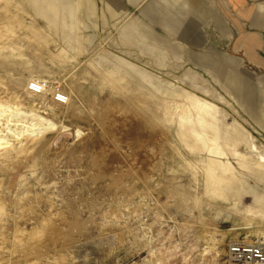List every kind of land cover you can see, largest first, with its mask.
Instances as JSON below:
<instances>
[{"label": "rangeland", "instance_id": "rangeland-1", "mask_svg": "<svg viewBox=\"0 0 264 264\" xmlns=\"http://www.w3.org/2000/svg\"><path fill=\"white\" fill-rule=\"evenodd\" d=\"M54 1L58 22L77 21L71 45L25 0H0V264H242L232 246L264 251L254 4ZM235 127L247 144L230 141ZM220 162L259 203L209 193Z\"/></svg>", "mask_w": 264, "mask_h": 264}, {"label": "bare ground", "instance_id": "bare-ground-1", "mask_svg": "<svg viewBox=\"0 0 264 264\" xmlns=\"http://www.w3.org/2000/svg\"><path fill=\"white\" fill-rule=\"evenodd\" d=\"M25 1L34 8L36 14L43 15V17H45L49 21L50 25L53 24V26H56V28H58L57 29L58 32L63 33V37H64L65 43H67L69 45H71L72 43H74L73 42V38H74L73 37L74 36L73 34H74L75 25H76V22H77L75 20V18H74L75 16H72V19H70L71 22L69 21L70 23H68V24H65V22H64L63 19H62L61 22H58L57 20H58L59 16L58 15H55L56 16V19H55V17H53L54 15L52 14V13L55 14V11H56V13L59 12L58 8L56 7V2L54 0H25ZM61 1H63V0H61ZM255 5H258V6H260L261 8L264 9V4H255ZM61 8H62V5H61ZM66 29L69 30L68 33L65 32ZM0 108L2 109V108H4V106L1 105ZM8 109H9V107H8ZM0 116H2V114H0ZM200 123H201V129H202V131L205 132V121L201 120ZM65 132H68V130H64L61 133H65ZM182 135H183V137L186 136L185 134H182ZM229 137H230V141H233V142H235V141L236 142H241V143L244 142L246 144L249 142L248 139L246 138V136L244 135V132L239 127H235L234 130H233V132L230 133V136ZM216 138L219 140L218 134L216 135ZM4 144H6V143L3 140L2 143H1V145H4ZM215 149H217V148H215ZM252 150L255 151V149H252ZM251 157H252V155H251ZM254 161H256V160H254ZM258 161H260L259 158H258ZM220 163H221L223 169L225 170L224 174L218 175L216 173L217 171H214L212 169H210V171L207 173L206 181H207V186H208L209 193L210 194H214L217 197H220V198H223V199H226V200H229V196H232L231 198H234L235 201H236V203H238V205L243 202V199H244V196L245 195L252 196L253 202L254 203L255 202L256 203H259L260 202V199L257 196V194H255V192L251 191L249 188H248L249 189L248 191H244V190L241 189L242 188L241 187L242 185L240 186V183L237 180V177L234 175L232 168L229 167V166H226L222 162H220ZM257 167L259 168V173L264 177V161L258 162L257 163ZM42 233H40V234H42Z\"/></svg>", "mask_w": 264, "mask_h": 264}, {"label": "built area", "instance_id": "built-area-1", "mask_svg": "<svg viewBox=\"0 0 264 264\" xmlns=\"http://www.w3.org/2000/svg\"><path fill=\"white\" fill-rule=\"evenodd\" d=\"M253 4H264V0H250ZM48 90V83L45 81H33L30 83L29 91L34 95H43ZM53 101L57 104H66L68 98L61 90L53 93ZM231 255L234 260L242 264H264V251L258 246L234 245Z\"/></svg>", "mask_w": 264, "mask_h": 264}, {"label": "crops", "instance_id": "crops-1", "mask_svg": "<svg viewBox=\"0 0 264 264\" xmlns=\"http://www.w3.org/2000/svg\"><path fill=\"white\" fill-rule=\"evenodd\" d=\"M229 2L232 5V7L235 8V10H237L241 13L242 11L247 10L246 6H247L249 1H247V0H229ZM250 11H251V14L254 16L253 18H255V20H256L255 21L256 24L257 25L259 24L260 28L263 29V31H264V9L261 8L260 6L254 4V8L250 9Z\"/></svg>", "mask_w": 264, "mask_h": 264}]
</instances>
